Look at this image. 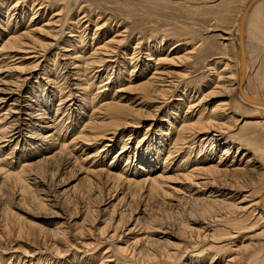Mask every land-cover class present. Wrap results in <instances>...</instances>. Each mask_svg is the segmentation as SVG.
<instances>
[{
	"label": "rangeland",
	"instance_id": "rangeland-1",
	"mask_svg": "<svg viewBox=\"0 0 264 264\" xmlns=\"http://www.w3.org/2000/svg\"><path fill=\"white\" fill-rule=\"evenodd\" d=\"M243 2L244 0H0V47L2 41H4L9 34L13 33V31L20 33L30 29V36L29 39L27 38V41L30 42V44L33 43L32 45L34 47L31 48V46H28L25 49L21 48L13 51L11 57L5 59L1 64L0 87L10 85V82L12 84L13 81L17 79V76L23 73L24 76H29L25 90L27 91L28 89H34L40 86V84L46 83V76L53 78L55 72L60 71L62 76L56 79L57 82L51 83L52 85L49 83L45 84L40 94L42 96H45L47 93L50 95V90L55 89V93L57 94L53 95V101L51 100L50 115H54L56 108L59 107V110L56 112L57 118L61 119V123L63 122L70 127L75 126V129H80L81 127L80 122L82 119L81 117L78 118L79 111L86 116L91 112V105L98 106L103 103V101H116L117 97L120 95L127 96V99H129L127 100L128 105L132 108L134 106V109L139 110L142 120L135 125L133 124V126L127 127L123 135L115 140L116 142L114 141L112 144L109 143L112 146L108 149L111 147H113V149L105 153L106 155L103 159L105 162L102 160L103 163L107 164L110 162L113 155L117 153L121 147V143L125 140L128 142L129 150L133 151L136 144H141L145 142V140L147 141L150 138H153V142L154 140H160L163 131L167 133L164 135L165 138L169 137L173 133L174 127L169 126V130H166V126L168 125L165 123V120L170 116L168 113L173 109L176 115H171L168 120L177 125L179 117L182 116L186 110V107L182 104L177 111L174 110L176 104H179L178 99L180 97L175 94L168 99L169 102H167L166 106L160 111L154 110V107L158 105L159 102L156 101L159 99L158 97L156 99L154 98L155 102L151 101L152 99L150 101L148 99L143 100V102L139 104H137V101H130L132 97L137 95L140 96V94L142 95V92L134 89V86L146 79V77H149L152 70V66L150 65H153V63L149 61L150 64L146 61V59H148L146 55L147 46H156L158 49L159 46H162L164 51L159 52L157 50L158 52L156 51L155 54L164 53L163 55H165L170 48V44L174 43L175 46L179 43V49H181L180 53H183L185 49H192L198 46L199 42H202V45H200L201 47H198L196 50L198 52L194 53L192 61L187 60L184 61V63L182 62L185 67H183V69L178 68V70L182 72L186 70L189 72V78H185L186 80L184 79L185 83L190 82V84L186 83L189 89L193 90L195 85L199 84V89L205 92L213 76L205 71L203 67L205 62L202 59L209 57L206 54V50L214 53V55L224 51L217 38V34L220 33V29L228 25V21L230 22V20L234 19V16L242 8ZM260 2V7H264V0H260ZM84 4H87L85 8L80 7ZM82 12L86 14V16L79 21L78 18L83 14ZM16 20L18 21L17 27H15ZM71 33L75 35L72 36L73 38L69 36ZM118 33L120 36H116V38H126L124 39L125 41L119 56H116L118 64L113 63L112 70L109 68L101 70L102 67L92 68L87 66L85 67L86 71H81L82 73L81 76H79V80L76 79L78 75H74L76 70L71 69L72 67L67 63L69 62V58H67L68 55L66 56V53L78 49L80 53L84 55L83 59L86 60V57L92 51V47L101 45L104 41L112 38L113 35ZM246 33L244 36L245 39H247V50L250 49V51H248L249 62L246 79L244 80L245 87L253 91L257 96L264 97V40L260 41V44H258L259 37H264V33L258 38L253 37L252 40L254 41H250L252 37L250 32H248L249 34L247 33L250 37L247 36ZM77 35H82V37L77 38ZM71 39H75V46H68ZM161 40L162 44H160ZM137 42H139L138 46L135 51H133V46L136 45ZM252 42H256L259 47L256 49L257 44L254 43V45ZM48 43L51 44L48 45ZM74 47L75 49H72ZM259 48H261V50ZM68 49L70 50L67 51ZM33 51H38L39 53L35 55L36 53H33ZM123 52L126 53L125 56ZM133 52L134 54H132ZM20 56L23 58L26 57V59L20 60ZM31 56L35 57L27 58ZM125 57L126 59L132 57L133 60L131 61L133 65L134 63L136 64V68L133 69L131 67L132 65L128 64L129 60H124ZM54 58H56L55 66L53 63ZM144 61L148 63L149 67L144 73H141V66L140 68H138V66L145 63ZM193 61L195 62V66ZM76 62V64L81 63L80 61ZM4 63L11 64L14 67H11V69L8 67L5 68L3 66ZM31 66L33 68H31L30 73L27 74L26 69ZM220 66L222 67V64H220ZM44 68L47 71L44 72ZM118 68L120 69L119 72ZM108 75H111V80L106 79ZM63 76H66L64 82ZM60 84L66 87L62 95H70L66 101L62 100L59 104L57 86ZM130 85H134L133 88L132 86L129 88ZM52 86L54 88H52ZM192 86L193 89L191 88ZM116 87H119L118 89H120V87L122 88L119 92H115L114 89ZM130 90L132 91L130 92ZM36 91L39 93L38 90ZM112 93L115 95L114 99L112 98ZM226 100L231 101L233 104L234 112H224L223 114L227 113L228 116H231L229 124H232L233 128L231 127L229 134L232 135V138L236 139V141L234 139L231 140V145H233L232 150L235 151L237 145H240V143H244V146H247L244 140L240 141L238 139L240 135L246 137V134L248 136V134L253 133V138H259V133L264 131V123H262V119L259 118V113L257 111L248 105H243L232 93L227 96L211 97V99L209 98L205 103L210 108L216 102L220 103ZM67 106L70 107V110L66 109ZM64 110L65 112L69 111L71 113V123L70 119H68L69 122H67L66 116L62 117ZM247 111L248 114L245 115L244 118H248L251 123L245 127H241V123L237 122L243 116L241 113L243 112V114H246ZM250 113L252 115H249ZM74 117L75 120H73ZM173 117H175L176 120H174ZM225 120H227V118ZM74 121L77 122L76 125ZM253 121L260 122L253 123ZM58 125L59 123L57 126ZM30 128V126L23 125V135L25 134V136L19 139L17 145H15V141H12L9 143V146L1 148V160L8 155V152L13 149L15 150L14 156L11 157L12 159L6 157L5 161L2 160L0 162V167L2 169L12 167L7 160L14 161L15 157L17 160L18 155L21 156L20 160L24 159L23 153L25 151L28 152L27 150L30 148L27 147V144L30 142L28 141V136L31 135L34 129ZM71 134H73V132L67 134L66 137L70 138ZM254 134L256 136H254ZM225 137L230 139L227 135H225ZM259 140L262 141L260 138ZM105 142L106 141H104V143ZM165 143H169V141H165ZM262 143L260 142L261 145ZM98 146L99 145L92 146L88 148L86 152L90 153L94 147ZM166 146H168V144ZM250 146L251 145H248L247 147ZM253 148L254 146H251L249 149L258 153V151H254L255 148ZM165 150L162 152V156H165ZM18 152L20 153L18 154ZM242 152H246V150L242 149L239 151L236 155L237 158L241 157ZM193 154L194 153L191 155ZM181 155L182 154H178L172 159L170 164L172 169L175 167V163L180 161ZM199 155H203V153ZM137 158L136 156L131 157V165L134 167L140 162L139 158ZM215 158L217 157L213 156V159ZM226 160L231 161V155L227 156ZM144 162H146V160H142L141 163ZM123 165L124 162H122L119 167ZM161 166L162 164L158 165L159 169H161ZM70 167L71 166H64L63 169H58V171L53 174L48 175L46 173L42 176L39 175V177L31 172L26 173L27 177L25 182L27 190L25 189V192L22 191L21 195H17V188L14 187L7 186V189L3 186L0 188L1 191L6 190L2 192L6 195L4 200L8 202L7 210L9 211V217L7 215L8 226L4 228L2 224H0V264H15L18 262L22 264V261H25L23 264H76L75 262H77V264H82L83 262H81V260H84L86 264H99L101 262L102 264H170L169 262L172 261H174L172 264H184L188 259L192 263L195 261L198 264H206L205 257L208 254L215 256L214 259H221L220 257L223 255L221 251L223 250L218 251L216 247L218 244L226 241L215 243L213 241H202L199 239L200 241L197 243L196 247L190 249L192 243L195 242V237L197 235H202L201 233H203L204 230L198 227V230L188 231V228L184 230V227L180 225V222L183 220L187 222L188 216L186 213L191 204L182 205V209H184V207L187 208V210H183L185 213L181 209L176 210V213V208L167 205V202L171 199H175L177 196L187 195L186 189L188 188L186 185L188 182H186V180L182 178H173L172 182L167 183L168 186L165 187L164 193L158 194L160 195L159 197L156 195V197L146 201L147 198H144L146 193L140 192L134 196L132 201L130 199L126 200L125 198L126 201H131L127 204L125 201L117 202L123 195V191L125 192L126 185L124 188L122 186L120 189L118 188L117 191L111 192L110 195L103 194L100 197L97 195L98 190L96 189L91 192L85 191L87 182L85 183V179L83 178L85 176L84 168L77 170L78 167H75V169ZM137 171L140 172L141 170ZM167 174H169V172ZM170 174L173 173L171 172ZM34 175L35 177H32ZM259 179H255V187L259 186ZM9 188H11L10 191ZM104 188L105 187H101L102 191ZM245 192L246 191H243L242 194ZM32 194H34L33 196L39 195L42 197L45 195L51 196V198H54L56 202H58L51 205L49 201H45L48 203L49 207H47L41 204L37 198L35 199L33 196L29 198ZM255 195H257V193H255ZM144 204L147 217L138 221L139 223L137 222L138 224L136 223L134 226V221H132V219L133 216H135V210L143 209ZM114 205L115 215L112 218L110 210ZM89 208L95 209L93 214L90 213ZM87 209H89V213L87 216L85 215V219H83ZM121 209L124 210L125 219L128 221L123 224L124 227H118L116 232L111 235L113 233V230H111L113 221L115 218L117 219V211ZM250 220L251 219L237 220L235 223L244 226L247 224L249 225ZM149 221H151L150 224ZM129 222H131V224ZM105 223H110L108 224L109 227L106 226L107 228H105ZM125 225L127 229L132 226H134V228L132 227L133 230L127 231ZM216 226H214V230L216 231H214V233L218 236H214L222 240L229 229L223 228V226ZM57 230H63V234H57ZM260 231V227H256V229L252 228L244 232L242 234V241L245 243L249 242L250 240H247L248 236L255 237V234H257L256 237H258ZM173 234L174 236L178 235L183 237V239L180 240L172 236ZM148 237L149 240H147ZM137 239H140L138 240L139 243L133 245L132 243ZM146 240L147 242H145ZM237 241H239L238 238ZM136 245H144L143 247L145 248L149 247L150 249H147L151 253L150 256L141 255L139 257L136 251L133 250L137 248ZM118 247L126 248L125 252L120 251V254L117 253L116 249ZM205 247H208V250H206L207 248ZM132 250L135 252L133 255H131L133 253ZM166 250L176 252L174 260H159V256L162 258L161 253ZM184 251L187 252V256L182 258ZM192 255L194 256L192 257ZM225 255L226 254L223 256L226 257ZM261 255V258H264V250ZM102 256L103 259H101ZM105 257L109 259L105 260ZM77 259L81 260L78 262Z\"/></svg>",
	"mask_w": 264,
	"mask_h": 264
},
{
	"label": "bare ground",
	"instance_id": "bare-ground-1",
	"mask_svg": "<svg viewBox=\"0 0 264 264\" xmlns=\"http://www.w3.org/2000/svg\"><path fill=\"white\" fill-rule=\"evenodd\" d=\"M259 2L260 0H244L242 8L234 16V19L230 20V22L228 21V25L220 29V33L217 34V38L224 50L223 52H219L214 55V53L206 50V54L209 57L202 59L205 62H203V67L208 74L213 76V78L210 80L209 86L205 92L204 90L199 89V84L195 85L194 89L192 86L191 88L193 90L189 89L186 83L190 84V82H184L185 78H189V72L186 70H184V72L178 70V68L183 69V67H185L183 64L184 61H192V58H194V53L198 52L196 50L198 47H201L200 45H202V42H199L198 46L192 49H185L183 53H180L181 49H179V43L175 46L174 43L170 44V48L165 55H163L164 53L155 54L157 50L159 52L164 51L162 46H159V49L156 46H147L146 55L148 56V59H146V61L148 63L152 62L154 67L153 65H150L152 66V70L149 77H146V79L143 78L144 80L137 83V85L135 84L136 86L133 85L135 87L134 89H137L138 91L140 90V92H142V95L140 94V96L137 95L132 97L133 99L131 98L130 101H137V104H139L143 102V100L148 99L150 101L152 99L151 101H154L158 97L161 100H156L159 102L158 105L154 107V110L160 111L166 106V103L169 102L168 99L175 94L180 97L178 99L179 104H176L174 110L177 111L181 104L186 107V110L184 111V114L179 117L177 125L168 120L171 115H176L173 109L168 113L170 116L168 115L169 117H167V120H165V123L168 125L166 126V130H169V126L174 127V131L169 137L165 138L164 135L167 133L163 131L161 136L163 139L160 138V140H154L153 142V138H150L141 144H136V147L133 148V151L129 150L128 142L125 140L121 143L120 149L115 155H113L112 159L107 164L103 163V159L106 155L105 153H108L113 149V147L108 149L110 146H112V142L120 138L127 127L133 126V124L135 125L136 123H139L140 120H142L139 110L134 109V106L132 108L128 105L127 100L129 99H127V96L120 95L117 97L116 101L108 99L109 101H103V103L98 106L91 105V112L86 116L84 113L82 114L81 111H79L78 118L81 117L82 119L80 122L81 127L80 129H75V126L70 127L63 122L61 123V119L57 118L56 112L59 110V107L56 108L54 115H50V103L53 99V95L57 94L55 93V89L50 90V95L48 93L45 96L40 94V91L41 89L43 90V86L45 84L49 83L52 85L51 83L57 82L56 79L62 76L60 71H56L53 78L46 76V83L40 84V86L34 89H28L27 91L25 90L29 76H24L23 73L18 75L17 79L14 80L12 84L10 82V85L0 87V150L3 147L9 146V143L12 141H15V145L18 144L19 139L25 136V134L23 135V125L34 128L31 132V135L28 136V141L30 142L27 144V147L30 148L27 150L28 152L25 151L23 153L24 159L20 160L21 156L18 155V161L16 160V157L14 161L7 160V162L12 167H7V169H2L0 167V171L2 170L0 177V188L3 186L5 188H7V186L17 188V195H21L22 191L25 192V189L27 190L25 182L27 177L26 173L31 172L32 174H35L39 177V175L42 176L46 173L48 175L53 174L57 172L58 169H63L64 166H71L70 168L74 169L75 167H78L77 170L84 168L83 170H85V176L83 178L85 179V183L87 182L85 191L91 192L96 189L98 190L97 195L100 197L103 194L110 195L111 192L117 191L118 188L120 189L122 186L124 188L126 185L125 192L123 191V195L117 202L125 201L128 204V202L133 200L137 193H146L144 198H147L146 201H148L149 199L156 197V195L164 193L165 187L168 186L167 183L172 182L173 178H182L188 182L186 185L188 188L186 189L187 195L179 197L177 196L175 199H171L169 202H167V205L176 208L175 211L179 209L183 211L184 209L187 210L186 207H184V209L181 208L183 204H191L186 213L188 216L187 222L183 220V223L180 222V225L184 227V230H187L188 228V231L198 230V227H201V229L204 230L200 236L197 235L198 232L196 231L197 236L195 237V242L190 246V249H194L200 240L213 241L215 243L226 241L218 245L216 244L217 250H223L221 253L223 255L226 254V257L222 255L221 257L219 256L221 259L217 260L218 258L214 259L215 256L208 254L205 257V262H207L206 264H264V258H261L262 251L264 250V131L259 133V135L257 133L263 143L259 140V138H253V133L248 134V136L246 134V137H242L240 135V138H238L240 141L244 140L247 143V146H254V151L256 150L258 153L249 149L251 146H244V143H240V145L238 144L239 146L237 145L236 150L233 151L231 140L234 139L236 141V139L232 138V135L229 134L231 127L233 128L232 124H229L231 116H228L227 113L223 114L224 112H234L232 102L228 100L222 101L220 103L216 102L210 108L205 103L209 98L211 99V97L222 95L227 96L232 93L238 101L243 103V105H248L257 111L259 113V118H261L262 123H264V97L259 95L257 96L253 91L247 89L245 87L244 81L246 79L248 70V51H250V49L247 50V39H245L244 35L246 32H250V35L252 36L250 41H254L252 40L253 37L258 38L264 33V7H260L261 2ZM86 5L87 4H84L80 7L85 8ZM85 16L86 14L83 13L78 18V20L80 21L81 19L85 18ZM15 22V27H17L18 21L16 20ZM30 30H24V32L20 33L13 31V33L9 34V36L5 38L4 41H2L0 47V70H2L1 64L5 61V59L11 57V53L13 51L19 50L21 48L25 49L28 46L34 48L32 45L33 43L30 44V42L27 41V38L29 39L30 36ZM248 34L247 36H249ZM69 36L72 37L75 35H72L71 33ZM116 36H120L119 33L113 35L112 38L104 41L101 45L92 47V51L86 57V60L83 59L84 55L80 53L78 49L70 53H66V56L68 55L67 58H69V62L67 63H69V65L72 67L71 69L76 70L74 75H78L76 76L77 78L75 77L76 79L79 80V76H81L82 72L86 71L85 67L87 66L92 68L102 67L101 70L104 68H109L112 70L113 63L118 64V61H116V56H119L125 41L124 39L126 38H116ZM80 37H82V35H77V38ZM162 40L160 44H162ZM263 40L264 37L260 36L258 44H260V41ZM69 42L70 43L68 46H75L76 44L75 39H71ZM138 43L139 42L133 46V51H135L137 48ZM49 44L51 43H48V45ZM258 44L256 49L259 47ZM72 49H75V47ZM259 49L261 50V48ZM69 50L70 49L67 51ZM33 53H36L35 55H37L39 52L33 51ZM123 54L124 56L126 55L125 52H123ZM132 54H134V52ZM34 57L35 56L27 58ZM23 59H26V57H21L20 60ZM55 59L56 58L53 60L54 66L56 64ZM125 59L126 57L124 60ZM126 60H129L128 64H131L133 69L136 68V64L134 63L133 65L131 61L133 60L132 57ZM76 61H80L81 63L76 64ZM147 62L138 66V68L141 66V73H144L148 69L149 65ZM193 64L195 66L194 61ZM220 64H222V67ZM3 66L10 69L11 67H14L13 65L7 63H4ZM31 68L33 67H27V74L30 73ZM119 70L120 69L118 68V72ZM45 71L47 70L44 68V72ZM110 76L111 75H108L106 79L111 80ZM62 78L64 82L66 76H63ZM131 86L132 85H130L129 88H131ZM57 87L58 101L60 104L62 100L66 101L70 94H67V96L62 95L66 88L64 85L60 84ZM52 88L54 87L52 86ZM118 88L119 87H116L114 89L115 92H119L122 87H120V89ZM36 90H38L39 93H37ZM131 91L132 90H130V92ZM114 96V93H112L113 99ZM66 109L70 110V107L67 106ZM65 110L62 117L66 116V119H70L71 123V113L69 111L65 112ZM241 114L243 116L237 123H241V127H245L251 123L248 118H244V116L248 114V111L246 114H243V112ZM249 115L252 114L250 113ZM173 118L176 120L175 117ZM226 118L227 120H225ZM73 120H75V117ZM67 122H69V120ZM254 122L259 123L260 121H253V123ZM58 123L59 125L57 126ZM76 124L77 122H75V125ZM70 132H73V134H71L70 138H67L66 136L67 134H70ZM225 135L229 136L230 139L226 138ZM254 136L256 135L254 134ZM104 141L106 142L104 143ZM165 141H169V143H165ZM167 144L168 146H166ZM95 145L99 146L94 147L90 153L86 152L88 148ZM242 149H245L246 152H242L241 157L237 158V153ZM164 150L165 156H162V152ZM14 151L15 150L13 149L8 152L6 157L12 159L11 157L14 156ZM19 153L20 152H18V154ZM192 153L194 154L191 155ZM200 153H203V155H199ZM178 154H182L181 159L178 163H175V167L172 169L170 164L172 159ZM230 155L231 161H227L226 157ZM132 156L138 157L140 161L135 167L131 165ZM213 156H216L217 158L213 159ZM6 157H3L2 160L5 161ZM2 160L0 159V162ZM142 160H146V162L141 163ZM122 162H124V165L119 167ZM161 164V169H159L158 165ZM137 170L141 171L139 172ZM152 170L153 172L151 173ZM168 172L169 174H167ZM171 172L173 174H170ZM35 175L32 177H35ZM257 178H260L259 186L255 187V179ZM101 187H105L103 191ZM10 189L11 188H9V191ZM2 191L0 193V224L6 228L9 224L7 219L9 211L7 210L8 202L4 200L6 195ZM243 191H246L247 193L245 192L242 194ZM255 193H257V195H255ZM33 195L34 194H32L29 198H32ZM159 196L160 195H158V197ZM34 197L35 199L37 198L41 204L46 205L47 207L49 206L45 201H49L51 205H54L58 202H56L54 198H51V196L45 195L42 197L35 195L33 198ZM125 198L126 200L130 199L131 201H126ZM114 207L115 205L110 210V215L112 218L115 215ZM89 209L86 210V214H84L83 219H85V215H88ZM94 211L95 209H90V213L93 214ZM123 211V209L117 211V219L115 218L113 221L111 228L113 233L111 235L116 232L118 227H122L123 224L128 221L125 219V214ZM146 212L145 204L143 209L135 210V216H133L132 219V221H134V226L138 221H141L144 219V217H147ZM244 219H251L249 225L247 224L243 226L239 223V225L235 223L237 220ZM150 222L151 221H149V224ZM129 223L131 224V222ZM108 224L110 223H105V228H107L106 226H108ZM216 225L229 229L225 233V237H222V240H220L219 237V240L215 237L218 236L214 233V226ZM134 226L132 227L134 228ZM132 227L128 229L126 227L125 229L130 231L133 230ZM256 227H260L261 229L258 237H256L257 234H255V237L248 236L247 240L250 241L246 243L243 242L242 234L252 228L256 229ZM56 233L63 234V230H57ZM172 236H174V234ZM174 237L180 240L183 239V237L178 235ZM237 238L239 241H237ZM138 240L140 239L135 240V242L132 244H138ZM147 240H149V237ZM147 240L145 242H147ZM136 246L137 248L133 250L136 251L139 257L141 255L147 257L150 256L151 253L148 250L150 249L149 247L145 248L143 247L144 245ZM205 248L208 250V247ZM125 249L126 248L118 247L116 250L117 253H119L120 251L125 252ZM185 252L186 251L183 252L184 254L182 253V258L187 256V252ZM133 254H135V252H133L131 255ZM175 255V251L166 250L161 253L162 258L159 256L160 259H158L172 261L174 260ZM193 256L194 255H192V257ZM105 258V260L109 259L108 257ZM101 259H103V256ZM24 262L25 261H22V264ZM81 262H83L82 264H86L84 263V260H81ZM172 262L169 263L172 264ZM75 263L77 264V262ZM15 264L21 263L18 262ZM99 264H102V262ZM184 264L198 263L195 261L192 263L188 259Z\"/></svg>",
	"mask_w": 264,
	"mask_h": 264
}]
</instances>
